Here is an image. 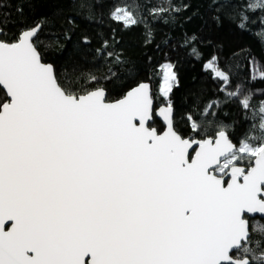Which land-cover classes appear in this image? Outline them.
I'll list each match as a JSON object with an SVG mask.
<instances>
[{"label":"snow or ice","instance_id":"1","mask_svg":"<svg viewBox=\"0 0 264 264\" xmlns=\"http://www.w3.org/2000/svg\"><path fill=\"white\" fill-rule=\"evenodd\" d=\"M257 8L262 0L246 10ZM112 19L138 23L127 6ZM248 20L242 12L238 26ZM42 27L0 38V264H264L249 227L264 215V115L261 134L238 143L208 119L229 101L250 107V91L230 90L232 67L216 56L205 64L224 98L188 115L191 134L174 126L171 104L160 129L148 84L113 100L95 75L62 80L44 62ZM162 68L167 96L175 75ZM253 231L264 236V225Z\"/></svg>","mask_w":264,"mask_h":264},{"label":"trees","instance_id":"2","mask_svg":"<svg viewBox=\"0 0 264 264\" xmlns=\"http://www.w3.org/2000/svg\"><path fill=\"white\" fill-rule=\"evenodd\" d=\"M250 0H0V38L10 39L23 29L43 21L38 33L39 48L44 62L51 63L58 76L87 79L95 75L108 96L115 100L141 82L153 88L156 106L174 108V126L191 134L188 115L202 111L210 99L223 100L222 82L212 78L205 64L216 56L221 67H232L230 90L241 85V96L252 93L250 107L242 108L239 100L223 103L214 109L216 124L230 125V138L238 143L247 135L259 136L264 101V10L247 11ZM264 2V0H262ZM134 11L138 23L125 27L123 21L112 19L117 8ZM19 11L18 9H21ZM248 16L246 28L241 29V13ZM196 37L185 46L186 37ZM107 41V47H105ZM195 47L200 53L191 55ZM99 50V51H97ZM113 53V57L108 56ZM115 56L121 58L114 65ZM164 62H171L176 82L165 96L161 92ZM257 65H259L257 71ZM116 72L108 76L109 68ZM256 78L253 79V75ZM95 86V85H93ZM3 90L0 88V93ZM154 127L164 125L154 115ZM252 241L261 240L260 231H253Z\"/></svg>","mask_w":264,"mask_h":264},{"label":"water","instance_id":"3","mask_svg":"<svg viewBox=\"0 0 264 264\" xmlns=\"http://www.w3.org/2000/svg\"><path fill=\"white\" fill-rule=\"evenodd\" d=\"M47 63V62H46ZM51 64V63H50ZM54 67V66H53ZM141 83H145V84H148L149 85V87H150V90H151V94H152V96H153V88H152V85H151V83H149V82H147V81H145V82H141ZM137 86V85H136ZM136 86H134V87H136ZM133 87V88H134ZM2 89V88H1ZM3 90V89H2ZM166 107H168V105H166V104H162V105H160V106H156V102H155V100H154V98H153V108H154V115L161 121V123L165 126V122H164V120H163V118L161 117V116H159V110L161 109V108H166ZM172 107V106H171ZM172 117H173V122H174V108L172 107ZM234 142V141H233ZM234 143H236V142H234ZM256 217H259V218H261V219H264V215H261V214H254L253 216H250L249 217V227H250V219H252V218H256ZM250 235H251V232H250Z\"/></svg>","mask_w":264,"mask_h":264},{"label":"rangeland","instance_id":"4","mask_svg":"<svg viewBox=\"0 0 264 264\" xmlns=\"http://www.w3.org/2000/svg\"><path fill=\"white\" fill-rule=\"evenodd\" d=\"M166 65H171L172 66V72L174 73L175 75V79L173 81H171V84H172V87H171V90L176 82V74H175V71H174V68H173V64L171 62H164L162 65H161V69H162V82H161V89L164 87V84H165V80H164V77H165V72L162 68V66H166ZM162 92V91H161ZM170 93V92H169ZM168 93V94H169ZM162 94L164 95V93L162 92Z\"/></svg>","mask_w":264,"mask_h":264}]
</instances>
